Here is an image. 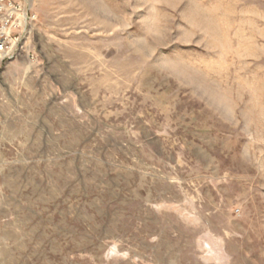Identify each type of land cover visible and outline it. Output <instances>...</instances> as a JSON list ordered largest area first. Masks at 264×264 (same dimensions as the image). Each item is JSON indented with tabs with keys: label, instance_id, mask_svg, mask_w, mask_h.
<instances>
[{
	"label": "rangeland",
	"instance_id": "obj_1",
	"mask_svg": "<svg viewBox=\"0 0 264 264\" xmlns=\"http://www.w3.org/2000/svg\"><path fill=\"white\" fill-rule=\"evenodd\" d=\"M20 1L0 264H264V0Z\"/></svg>",
	"mask_w": 264,
	"mask_h": 264
},
{
	"label": "built area",
	"instance_id": "obj_2",
	"mask_svg": "<svg viewBox=\"0 0 264 264\" xmlns=\"http://www.w3.org/2000/svg\"><path fill=\"white\" fill-rule=\"evenodd\" d=\"M36 21V14L20 0H0V68L17 55V45L27 41Z\"/></svg>",
	"mask_w": 264,
	"mask_h": 264
}]
</instances>
